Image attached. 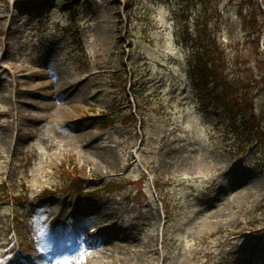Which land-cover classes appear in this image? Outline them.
<instances>
[{"label": "rangeland", "instance_id": "obj_1", "mask_svg": "<svg viewBox=\"0 0 264 264\" xmlns=\"http://www.w3.org/2000/svg\"><path fill=\"white\" fill-rule=\"evenodd\" d=\"M40 1L0 0V264L37 233L89 238L55 264H264L262 156L201 112L177 43L196 8Z\"/></svg>", "mask_w": 264, "mask_h": 264}, {"label": "trees", "instance_id": "obj_2", "mask_svg": "<svg viewBox=\"0 0 264 264\" xmlns=\"http://www.w3.org/2000/svg\"><path fill=\"white\" fill-rule=\"evenodd\" d=\"M233 2L241 39L231 34L229 46L221 42L222 27H229L232 18L225 19L220 0H194L199 10L195 30L182 28L180 39L191 44L190 75L202 108H223L241 148L258 150L264 163V55L258 21L264 18V0Z\"/></svg>", "mask_w": 264, "mask_h": 264}, {"label": "bare ground", "instance_id": "obj_3", "mask_svg": "<svg viewBox=\"0 0 264 264\" xmlns=\"http://www.w3.org/2000/svg\"><path fill=\"white\" fill-rule=\"evenodd\" d=\"M243 193V192H242Z\"/></svg>", "mask_w": 264, "mask_h": 264}]
</instances>
